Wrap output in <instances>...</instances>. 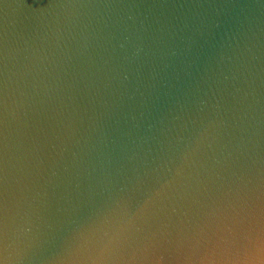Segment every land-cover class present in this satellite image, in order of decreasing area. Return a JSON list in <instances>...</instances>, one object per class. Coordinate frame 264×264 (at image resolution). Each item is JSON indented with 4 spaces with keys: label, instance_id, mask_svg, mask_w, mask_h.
Listing matches in <instances>:
<instances>
[{
    "label": "clouds",
    "instance_id": "1",
    "mask_svg": "<svg viewBox=\"0 0 264 264\" xmlns=\"http://www.w3.org/2000/svg\"><path fill=\"white\" fill-rule=\"evenodd\" d=\"M0 264H264V0H0Z\"/></svg>",
    "mask_w": 264,
    "mask_h": 264
}]
</instances>
